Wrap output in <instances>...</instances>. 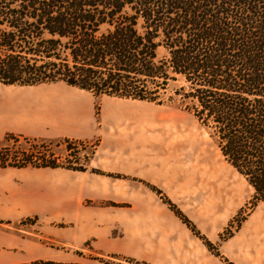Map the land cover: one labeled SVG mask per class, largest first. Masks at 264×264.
<instances>
[{
    "label": "trees",
    "instance_id": "obj_1",
    "mask_svg": "<svg viewBox=\"0 0 264 264\" xmlns=\"http://www.w3.org/2000/svg\"><path fill=\"white\" fill-rule=\"evenodd\" d=\"M0 83H64L96 99L179 104L264 204V0H0ZM21 140L32 150L14 147ZM62 145L77 144L8 135L0 168L85 171L55 153Z\"/></svg>",
    "mask_w": 264,
    "mask_h": 264
},
{
    "label": "crops",
    "instance_id": "obj_2",
    "mask_svg": "<svg viewBox=\"0 0 264 264\" xmlns=\"http://www.w3.org/2000/svg\"><path fill=\"white\" fill-rule=\"evenodd\" d=\"M112 102L97 114L92 94L64 83H0V141L13 135L99 142L85 171L0 168V221L35 219L52 242L46 247L2 232L0 264H90L91 256L139 264H221L207 242L219 252L227 244H217V235L189 218L200 236L193 233L149 188L176 192L184 178L182 169L177 174V158L164 157L152 144L150 106ZM256 231L264 243V230Z\"/></svg>",
    "mask_w": 264,
    "mask_h": 264
},
{
    "label": "rangeland",
    "instance_id": "obj_3",
    "mask_svg": "<svg viewBox=\"0 0 264 264\" xmlns=\"http://www.w3.org/2000/svg\"><path fill=\"white\" fill-rule=\"evenodd\" d=\"M175 86L171 84L165 98L173 95ZM110 102L150 106L151 111L148 114L151 116L152 144L162 150L164 157L175 156L180 162L176 167L177 174L182 169L184 176L183 185L176 192H160L201 231L217 235V244H227L226 250L220 252L218 245H215L213 253L219 254L217 261L221 264H264V243L256 237L261 235L256 229L264 230V204L254 202L253 189L224 159L209 131L191 114L181 109L179 104L160 106L102 97L96 99L97 114L101 105H109ZM135 111L141 116L145 113L147 115L144 109ZM20 142L21 144L14 147L23 146L32 150V146L26 145L25 141ZM75 142L77 145H73L70 151H66L65 145L54 147V151L59 157L67 159L66 165L71 162L74 166L81 164L86 168L99 142ZM152 187L158 189L156 186ZM151 191L158 195V192ZM158 197L166 205L162 197ZM2 232H9L15 237L36 239L46 247L52 246V242L42 235L41 225L35 219L4 222L0 224V235ZM88 260L90 264H139L114 256H91Z\"/></svg>",
    "mask_w": 264,
    "mask_h": 264
},
{
    "label": "built area",
    "instance_id": "obj_4",
    "mask_svg": "<svg viewBox=\"0 0 264 264\" xmlns=\"http://www.w3.org/2000/svg\"><path fill=\"white\" fill-rule=\"evenodd\" d=\"M75 146V145H74Z\"/></svg>",
    "mask_w": 264,
    "mask_h": 264
}]
</instances>
